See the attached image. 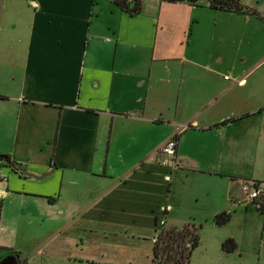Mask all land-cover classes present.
<instances>
[{
  "label": "crops",
  "instance_id": "1",
  "mask_svg": "<svg viewBox=\"0 0 264 264\" xmlns=\"http://www.w3.org/2000/svg\"><path fill=\"white\" fill-rule=\"evenodd\" d=\"M240 3L0 0V258L154 264L156 232L190 222L188 264H264L240 191L264 197V0Z\"/></svg>",
  "mask_w": 264,
  "mask_h": 264
},
{
  "label": "trees",
  "instance_id": "2",
  "mask_svg": "<svg viewBox=\"0 0 264 264\" xmlns=\"http://www.w3.org/2000/svg\"><path fill=\"white\" fill-rule=\"evenodd\" d=\"M177 1V0H166ZM193 2L195 0H187ZM121 9L129 14L137 13L140 9L141 0H113ZM210 6L216 9H229L242 11L247 10L240 0H210ZM255 13L254 11H252ZM1 165H12L9 158L5 155H0ZM13 166V165H12ZM260 198V199H259ZM259 199V200H258ZM256 204L264 214V197H258ZM229 219L228 212H220L213 218L217 225H223ZM200 234V225L194 223H186L181 227L164 226L160 228L153 241L152 260L154 264H188L192 249L197 245ZM222 249L231 251L236 247L233 238H227L221 243ZM7 256L16 258L15 264H21L17 254L9 251Z\"/></svg>",
  "mask_w": 264,
  "mask_h": 264
},
{
  "label": "built area",
  "instance_id": "3",
  "mask_svg": "<svg viewBox=\"0 0 264 264\" xmlns=\"http://www.w3.org/2000/svg\"><path fill=\"white\" fill-rule=\"evenodd\" d=\"M176 138H171L167 140L160 148V153L165 157V159H174L176 155ZM21 172V171H19ZM6 177L2 172V165L0 164V180H5ZM240 191L242 195L250 202H255L260 195V190L256 184L252 181H243L240 185ZM258 206V205H257ZM164 221L161 219L158 222V226L162 227Z\"/></svg>",
  "mask_w": 264,
  "mask_h": 264
},
{
  "label": "water",
  "instance_id": "4",
  "mask_svg": "<svg viewBox=\"0 0 264 264\" xmlns=\"http://www.w3.org/2000/svg\"><path fill=\"white\" fill-rule=\"evenodd\" d=\"M154 240H155V238H154ZM15 263H16L15 257L5 255V256L0 258V264H15Z\"/></svg>",
  "mask_w": 264,
  "mask_h": 264
},
{
  "label": "rangeland",
  "instance_id": "5",
  "mask_svg": "<svg viewBox=\"0 0 264 264\" xmlns=\"http://www.w3.org/2000/svg\"><path fill=\"white\" fill-rule=\"evenodd\" d=\"M156 233H157V232H156ZM3 238H5V233L3 232V230H0V239H3ZM139 246H140V245H139ZM134 251L138 252L139 250L136 249V250H133V252H134ZM29 264H34V263H31V262H30Z\"/></svg>",
  "mask_w": 264,
  "mask_h": 264
}]
</instances>
